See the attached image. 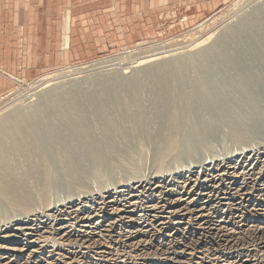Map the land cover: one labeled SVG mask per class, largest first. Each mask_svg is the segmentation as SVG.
<instances>
[{"label": "bare ground", "instance_id": "obj_1", "mask_svg": "<svg viewBox=\"0 0 264 264\" xmlns=\"http://www.w3.org/2000/svg\"><path fill=\"white\" fill-rule=\"evenodd\" d=\"M257 13L105 71L85 100L71 85L95 62L30 83L49 103L0 118V264H264Z\"/></svg>", "mask_w": 264, "mask_h": 264}, {"label": "crops", "instance_id": "obj_2", "mask_svg": "<svg viewBox=\"0 0 264 264\" xmlns=\"http://www.w3.org/2000/svg\"><path fill=\"white\" fill-rule=\"evenodd\" d=\"M160 1L164 0H0V95L8 91L14 73L36 74L116 47L118 37L137 34L129 5ZM143 7L138 8L141 15L148 13ZM174 11L149 17L158 33L166 27L161 19Z\"/></svg>", "mask_w": 264, "mask_h": 264}, {"label": "rangeland", "instance_id": "obj_3", "mask_svg": "<svg viewBox=\"0 0 264 264\" xmlns=\"http://www.w3.org/2000/svg\"><path fill=\"white\" fill-rule=\"evenodd\" d=\"M129 6L131 12H134L132 15L133 19L131 21L133 22V24H135L133 25V27L138 24L136 27L138 35L132 34L133 36H130V38L124 37L122 39L118 37V39H116L118 42L116 47L111 48L110 50L103 52L98 56L87 58L86 60H77L70 64H59L58 66L43 68L36 74L32 73L26 75L25 73H14L13 78L10 77L12 82L11 86L8 88V91L0 95V109H2L0 110V118H7L11 112L19 107L24 108L25 110H30L36 105L49 103L50 90L46 89L47 91L44 90L41 93L39 92L37 94H32V90H29L30 86H33L38 79L46 74L58 72V70L67 66H79L94 62L96 63L94 65L99 66L100 64H98V62L103 59L106 60L110 58L114 59L116 57H121L122 59L117 62L116 65L110 67L109 69H107L108 67H102L101 69L92 65L94 69L89 70V72L87 71V74H85V76L80 77V84L78 82L76 83L77 85H71V87L76 89L74 90L73 94L75 95L74 99L76 101H81L83 99L85 100L86 97L90 94L93 96L95 94L96 96L97 92L94 89L96 85L100 84L98 81H96V77L102 75L105 71H109L110 69H114L116 71L124 70V67L128 66L129 63H131L133 60H136L139 57L146 56V54L164 50L171 51L173 49V53L180 52L188 49L187 46L190 47L191 44H196L198 42L203 43L201 45L202 47H204L203 45L213 44L220 38L223 39L225 34H228V31L235 24L241 22L240 19L250 16L253 17L254 14L258 15L257 12L261 14L262 10L264 12V0H255L254 2L251 0H164L163 2L160 1L156 4L148 3L144 5L136 4L134 2ZM142 6L147 7V14L145 13L144 15H141V12L143 11L139 13V7L142 10L144 9V7L142 8ZM166 10L176 11H174L172 16L161 19L160 24L166 27L158 33V26L155 23L154 25H152L149 17L151 15H156V12L159 13V11ZM257 24L258 22H256V25ZM118 25L120 27V24ZM251 27L252 26H248L247 28L249 29L246 28L245 33L238 37L240 39L242 38L241 42H245V44H248V41L249 43H254V39H252L254 31ZM154 28L155 30H153ZM250 37L252 41H250ZM129 49L134 50L131 52L132 54L127 51ZM95 70H97L98 72L96 73ZM69 80L70 79L66 78L65 80H63V83H61L65 86H68L70 84ZM84 86L85 88L81 89ZM82 90L84 93L81 92ZM88 91L90 94L88 93ZM79 94L82 97H80ZM17 95L20 98L15 100L16 103L13 102L10 105L9 103L13 98L15 99Z\"/></svg>", "mask_w": 264, "mask_h": 264}]
</instances>
